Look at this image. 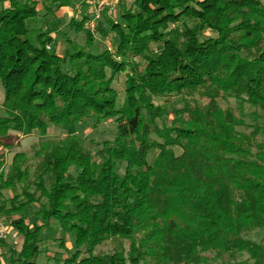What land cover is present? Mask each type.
Segmentation results:
<instances>
[{
  "label": "trees",
  "instance_id": "16d2710c",
  "mask_svg": "<svg viewBox=\"0 0 264 264\" xmlns=\"http://www.w3.org/2000/svg\"><path fill=\"white\" fill-rule=\"evenodd\" d=\"M7 1L0 217L24 237L20 250L7 248L10 264H39L54 221L73 239L62 264H264V0L123 2L103 11L97 34L113 38L96 52L87 14L70 19L85 41L68 39V56L47 47L51 30L28 36L36 0ZM125 71L119 103L113 82ZM180 96L184 106L167 110L163 102ZM230 99L252 106L250 124ZM93 115L115 117L113 140L77 133ZM50 124H66V134L39 142L34 165L17 152L6 171L3 155ZM33 203L32 225L18 220ZM108 241L118 246L95 251Z\"/></svg>",
  "mask_w": 264,
  "mask_h": 264
},
{
  "label": "rangeland",
  "instance_id": "374dc122",
  "mask_svg": "<svg viewBox=\"0 0 264 264\" xmlns=\"http://www.w3.org/2000/svg\"><path fill=\"white\" fill-rule=\"evenodd\" d=\"M43 1H46V0H43ZM52 1L49 0L48 5L54 10L56 9L55 7L58 4L56 5L54 1L53 2ZM56 1L57 3L61 2V0H56ZM6 2L7 1L5 0H0V9L5 7ZM123 2L127 6H132L133 5L132 3L134 2V0H114L113 9L110 11L108 10L107 11L113 14H116L120 10V7L122 6ZM63 3H65V5H67L69 9L73 10V12L76 9L74 7L76 4V0H66V1L64 0ZM67 11L68 10H65L63 14H61L55 20L52 14L44 15V12H45L44 10L43 12L39 14L38 17L28 21V26L30 28V32L28 36H30L31 39L34 40V42H36V37H37L36 35L38 32L46 31L47 28L51 31H56L57 33L55 34L56 35L55 39L52 41V43H49L47 47L49 49H52V51L57 54H63V55L68 56L72 53L71 47L73 46H71L69 41H64L65 40L63 37L64 35L63 36L60 35L61 33L63 34L67 32V38L74 39L75 41H77L76 43L72 45H77V47L81 48L82 47L81 44H84V41H85L84 34L82 32H76L73 29L70 30L69 25H68L69 14H67ZM74 15L76 16V18L81 17V14L77 13L76 10L74 12ZM193 22L194 21L191 19L187 23H189V25L191 26L194 24ZM178 27L181 28L182 24L180 23L179 26L173 23L169 25V28L171 29H176ZM93 34L95 37L96 36L97 37H96L95 45L93 46L92 49H89L90 51L96 52V48L104 49L105 47L110 45V41L113 38L112 34L108 38L100 37V35L97 34V31ZM152 44H153L154 49L158 47L157 46L158 44L156 43H152ZM133 61L136 64H139L141 69H143L146 64V62L142 58H139V56L134 57ZM64 69L66 70L68 69L67 65H65ZM126 73H127L126 71L120 72L117 78L113 82L114 86L119 91V96H118L119 103L123 102L122 99H123L124 90H125L124 82L126 79ZM3 98H4V90H3L2 85L0 84V115L4 114V110L2 108ZM169 98H170L169 101L163 102L165 103L167 110L169 111L177 110V109H181L184 106L183 97L180 96V97H169ZM223 103L227 106L232 107L233 109H236V112L238 114H240L243 110L247 115L245 117L246 122H248L249 124L251 123V117L248 114L249 112H251V110H253L252 106L244 105V107L242 106V108H240V104L238 103L236 99H230L227 102L223 101ZM261 123L264 124V118ZM76 127H77L76 128L77 133L79 135L85 137L87 141L93 140L95 142L97 141L101 142V140H106V139L113 140L117 132V127L115 125V117L105 118L100 121L98 120V117L96 115H93L92 117L88 118L86 121L77 123ZM67 128L68 126L66 124H50L46 130V133L44 134L39 130H34V132H32L30 135H27L24 137L22 136L19 141V145L16 146L14 149H12L10 152H6L3 155L4 160L6 162V171L9 169L12 163L13 157L17 154V152L24 153V156L21 155L22 156L21 158H25V160H27L28 165H34V162H36V158H34V153H35V150L38 148V147L36 148L37 144L43 140L58 139V138L63 137L66 134ZM263 139H264V136H263ZM151 153L152 154L149 158L150 162L153 160L152 156L156 155V151H152ZM5 193L9 195L10 191H6ZM26 209H28L27 212H25L26 214L22 213L20 215H16L17 219L20 220L23 216L24 220L29 225L30 224L32 225L33 220H36L35 213L38 210V206L33 203L29 205ZM2 219L5 220V223H7V221L10 220L8 216L7 217L2 216ZM14 233H17V232L9 231V233H7L4 239L6 240L7 243H9L7 246L8 248L12 247L11 245H13V247L15 248L14 251L15 250L18 251L22 247L24 237L23 235L21 234L19 235L18 233L16 234L17 236H13ZM252 236H255V234ZM42 237L43 238L40 242V247L42 249V252H41L42 255L38 259L39 264H62L63 263L62 258L65 257L66 252L73 250V248L71 247L73 244V239L71 240V236L68 235V233H64L63 229L61 228L60 224L57 221H54L53 223L50 224V226L45 227V229L43 230ZM2 246L4 245L0 244V247H1L0 264H10V260H9L10 258L8 255L10 254V251L8 253V249ZM117 246H118L117 241H110V242L108 241L107 243L102 245L100 248H97L95 251L97 253L100 250L110 251ZM125 249L128 250L127 245L125 246ZM15 257H16V254H15ZM244 257H245V254H243L239 258L242 259Z\"/></svg>",
  "mask_w": 264,
  "mask_h": 264
},
{
  "label": "built area",
  "instance_id": "2783aa9c",
  "mask_svg": "<svg viewBox=\"0 0 264 264\" xmlns=\"http://www.w3.org/2000/svg\"><path fill=\"white\" fill-rule=\"evenodd\" d=\"M113 1L114 0H86L88 16L86 19V25L92 33L96 32V27L103 11L105 9L108 11L113 9ZM7 233H9L8 221L5 223V220L0 217V239H4ZM13 236H16V234L14 233Z\"/></svg>",
  "mask_w": 264,
  "mask_h": 264
},
{
  "label": "crops",
  "instance_id": "0c3cea01",
  "mask_svg": "<svg viewBox=\"0 0 264 264\" xmlns=\"http://www.w3.org/2000/svg\"><path fill=\"white\" fill-rule=\"evenodd\" d=\"M5 1H7V0H5ZM37 1V8L40 10V13L41 12H43L44 10H45V12H44V15H46V14H52L53 15V17H54V19L56 20V18H58L61 14H63V12L65 11V10H68L67 11V14H69V20L70 19H72L73 17H75L76 18V16L74 15V12H75V10L77 11V13H80L81 14V17L83 16V15H85V14H87V4H86V0H76V4H75V10H74V12H73V10H71V9H69L68 7H67V5H65V3L62 5V6H60V7H58V5L57 4H60L61 2H58L57 3V1L56 0H53L54 1V3L57 5L55 8L56 9H52L49 5H48V2H49V0H46V1H43V0H36ZM50 1H52V0H50ZM52 1V2H53ZM62 1V0H61ZM66 1V0H65ZM63 2H64V0H63ZM10 4H9V1H7L6 2V4H5V7H8ZM57 11V12H56ZM49 12H51V13H49ZM80 17V18H81ZM68 20V25H69V21ZM54 21V20H53ZM69 28H70V26H69ZM48 29V28H47ZM70 30H72L71 28H70ZM57 32L56 31H52V33H51V35H52V37H53V40L55 39V34H56ZM60 35H64L63 37H64V41H69L68 39H70V38H67V32H65V33H61ZM70 42V41H69ZM50 43H52V42H50ZM70 44H71V42H70ZM62 55V54H61ZM2 245H4V244H2ZM2 247H5L6 249L8 248L7 246H2Z\"/></svg>",
  "mask_w": 264,
  "mask_h": 264
}]
</instances>
